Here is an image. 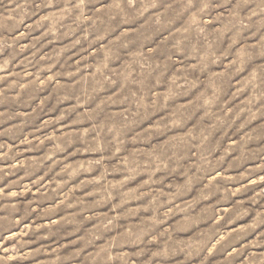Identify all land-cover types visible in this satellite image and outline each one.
Wrapping results in <instances>:
<instances>
[{
  "label": "rangeland",
  "instance_id": "1",
  "mask_svg": "<svg viewBox=\"0 0 264 264\" xmlns=\"http://www.w3.org/2000/svg\"><path fill=\"white\" fill-rule=\"evenodd\" d=\"M0 264H264V0H0Z\"/></svg>",
  "mask_w": 264,
  "mask_h": 264
}]
</instances>
